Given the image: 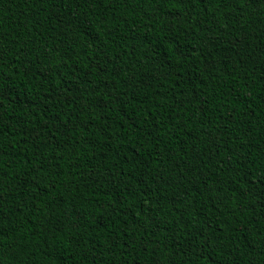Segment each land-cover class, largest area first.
Returning a JSON list of instances; mask_svg holds the SVG:
<instances>
[{"label": "trees", "instance_id": "obj_1", "mask_svg": "<svg viewBox=\"0 0 264 264\" xmlns=\"http://www.w3.org/2000/svg\"><path fill=\"white\" fill-rule=\"evenodd\" d=\"M0 264H264V0H0Z\"/></svg>", "mask_w": 264, "mask_h": 264}]
</instances>
